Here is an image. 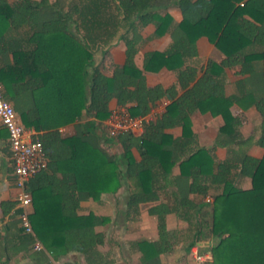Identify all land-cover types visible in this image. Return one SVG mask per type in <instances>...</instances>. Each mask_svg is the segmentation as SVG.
Wrapping results in <instances>:
<instances>
[{
  "label": "trees",
  "instance_id": "1",
  "mask_svg": "<svg viewBox=\"0 0 264 264\" xmlns=\"http://www.w3.org/2000/svg\"><path fill=\"white\" fill-rule=\"evenodd\" d=\"M169 5L180 11L177 24L165 12ZM37 21L41 25L37 26ZM5 22L6 28L0 26V83L20 124L42 132L38 139L46 168L29 180L26 189L31 199L32 233L52 260L73 252L82 255L85 264H100L95 247L102 243V235L94 228L104 226L109 219L93 213L77 215L76 210L82 201H97L101 194L115 193L122 176L118 166L123 165V176L132 186L125 199L126 222L136 218L138 206L156 202L147 213L156 217L157 240L135 243L141 264H159L158 256L166 251V214L180 215L187 226L198 229V221L192 219L198 207L188 196H206L210 190L209 231L216 240L211 247V264H264V152L258 160L242 155L216 163L208 150L196 149L178 163L170 202L161 201L153 190L155 179L166 176L178 160L175 152L193 140L189 121L192 113L205 110L204 104L215 105L216 111H209L223 118L219 134L233 128V119L225 112L230 101L223 98L215 71L260 61L264 86V0H69L61 5L58 0L52 4L47 0H0V24ZM26 24L37 46L24 54L30 59L24 66L18 61L20 43L7 41L5 32ZM149 24L154 26L153 37L168 33L170 44L163 52L144 55L142 71L154 73L165 68L175 72L176 85L168 89L147 87L142 71L132 64L142 40L140 31ZM199 37H205L223 58L218 64L210 63L207 76L195 81L196 68L185 61L196 56L195 41ZM116 40L124 44L125 63L115 76H105L93 66L92 52ZM250 46L260 50L245 54ZM10 54L14 62L6 64L5 57ZM41 59L46 60L44 66L39 64ZM53 60L59 61V71L48 67ZM25 73L31 76L23 82ZM176 86L181 95L171 99L164 112L146 124L136 139L138 160L131 154L132 142L119 161L101 150L98 131L108 116L111 99L119 106H128L131 116H143L156 101L172 95ZM25 98L31 101L30 106L24 105ZM258 112L261 122L255 144L264 150L263 108L258 107ZM82 115L88 120L77 125L72 137L61 138L57 128ZM174 127L181 130L177 139L164 133ZM130 138L126 134L116 139ZM236 169L238 178L249 179L248 189L232 181ZM14 205L3 203L1 207L10 210ZM16 222L12 219L10 227ZM8 232L9 226L4 228V244ZM198 234L195 231L188 248L194 246ZM10 241L26 245L31 239L17 231Z\"/></svg>",
  "mask_w": 264,
  "mask_h": 264
},
{
  "label": "crops",
  "instance_id": "2",
  "mask_svg": "<svg viewBox=\"0 0 264 264\" xmlns=\"http://www.w3.org/2000/svg\"><path fill=\"white\" fill-rule=\"evenodd\" d=\"M10 3L14 0H5ZM39 2V0H32ZM52 4L55 0H47ZM62 0H58L61 5ZM69 0L65 1L67 3ZM64 3V4H65ZM43 7V6H42ZM165 12L172 18L173 24H177L181 20L179 9L175 5L166 7ZM6 22L0 24L6 28ZM41 25L37 21V26ZM71 28V26H70ZM154 26L149 24L140 31L141 42L137 46V52L132 58V64L135 68L142 71V63L144 55L150 52H163L169 44L170 38L168 33L160 37H153ZM32 31L30 27L22 25L16 30H6L5 38L9 42L20 43L21 54L18 59L24 66L29 64L30 59L26 58L27 53L33 51L37 46V41L31 38ZM196 56L185 61L186 65L196 68L197 75L195 81H201L207 76V66L210 63L218 64L223 55L211 44L205 37H199L195 41ZM260 49L256 46H250L243 51L245 54L250 52H258ZM18 54V53H17ZM22 55H24L22 57ZM12 54L5 57L6 64H13ZM45 59H41L40 66H44ZM48 63V62H47ZM125 63V47L123 42L114 41L110 46L96 49L92 52V64L99 68L105 76H115L117 69ZM3 64V62H2ZM1 61H0V65ZM38 65V62H37ZM48 67L52 71H59V61L49 62ZM90 72V68H88ZM215 71L214 78L221 85V94L225 100H229L228 108L225 111L227 115L233 119V128L219 134L220 129L224 125L222 116L211 114L209 109L216 111L215 105H203L205 110L195 111L189 116L190 127L193 134V140L182 151H176L178 160L170 169L166 176H158L153 182V190L158 198L164 202H170L171 193L174 186L171 184L172 179L179 174L178 163L189 153L196 149L202 148L208 150L213 156L214 161L221 162L225 158L247 155L248 157L258 160L263 155V148L257 146L255 141L259 137L260 132V114L258 107L264 110V86L262 66L260 61H252L247 66L242 67L237 64L227 68H223L218 73ZM30 74V75H29ZM25 73L23 82L28 81L31 73ZM142 75L147 87L160 86L162 89H168L176 85L175 72L161 68L157 72H144ZM116 85L118 84L115 80ZM1 84V83H0ZM2 85V84H1ZM3 86V85H2ZM4 89V87H3ZM5 93V90H4ZM182 91L178 90L172 95H165L156 101L149 109L148 114L152 115L153 120L160 116L165 107L181 95ZM5 97L7 98L6 94ZM8 99V98H7ZM224 104V103H223ZM25 106H30L31 101L25 98ZM128 106H119L114 99L108 103V111ZM223 109L224 105L221 106ZM128 110V109H127ZM88 118L81 116L78 120L57 128L61 138L72 137L76 132L78 124H83ZM101 122L99 135V146L102 151L109 156L117 158L122 156L129 142L133 145L130 148L131 154L135 160H138V152L134 143L141 133L130 134V140L118 141L117 139H109L105 135L104 125ZM32 128V127H27ZM34 129V128H32ZM35 130V129H34ZM36 131V130H35ZM40 135L42 132H38ZM164 133L177 139L180 137V127H174L164 130ZM2 134V135H1ZM121 172L120 186L115 193L101 194L97 201L90 198L79 203L76 210L77 215H86L93 213L96 216H104L109 222L101 227H95L94 232L102 235V243L95 247L100 254V264H141L140 254L135 247V243L140 241L154 242L157 240L156 217L149 215L147 209L154 206L156 202L142 204L138 206V215L132 221L126 222L125 199L131 190V181L123 176V165L118 166ZM236 170L232 171L231 179L241 189H248L250 181L248 178H238ZM11 164L9 159V149L7 137L4 129L0 127V264H85L82 255L69 252L61 255L58 259L52 260L46 251L34 252L31 250V242L26 245H15L10 241L11 235L19 233L18 222L10 227L12 219H16L15 205L10 210L1 207L3 203H14L16 189L11 180ZM212 190L208 191L206 196L190 194L188 200L198 207V213L192 215L194 221H198V229L187 226L182 221L180 215L170 213L164 217L165 229L168 233V243L166 251L158 256L159 264H211V247L215 244V239L210 234V203L212 201ZM207 199L210 202H207ZM15 211V212H14ZM14 212V213H13ZM32 207L30 209V214ZM132 216V215H130ZM196 219V220H195ZM9 226L7 233V243L4 244V228ZM198 231L197 241L194 246L188 248L189 240Z\"/></svg>",
  "mask_w": 264,
  "mask_h": 264
},
{
  "label": "built area",
  "instance_id": "3",
  "mask_svg": "<svg viewBox=\"0 0 264 264\" xmlns=\"http://www.w3.org/2000/svg\"><path fill=\"white\" fill-rule=\"evenodd\" d=\"M152 121L153 117L150 113L143 116H131L126 108L118 107L108 112L103 125L107 138L116 139L121 135L141 133L143 127ZM0 127L7 134L11 180L16 189L14 204L19 229L22 234L30 237L32 251H43L41 244L34 238L29 223L31 199L26 185L35 175L45 170L46 157L38 139V133L20 124L12 104L5 97L1 84ZM207 202L210 200L207 199Z\"/></svg>",
  "mask_w": 264,
  "mask_h": 264
},
{
  "label": "rangeland",
  "instance_id": "4",
  "mask_svg": "<svg viewBox=\"0 0 264 264\" xmlns=\"http://www.w3.org/2000/svg\"><path fill=\"white\" fill-rule=\"evenodd\" d=\"M65 1H67V0H62V1H61V3H63V4H64V3H65Z\"/></svg>",
  "mask_w": 264,
  "mask_h": 264
}]
</instances>
